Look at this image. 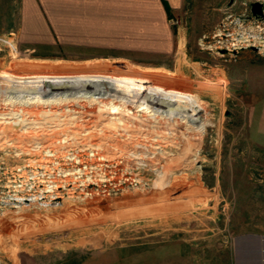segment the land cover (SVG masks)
I'll return each mask as SVG.
<instances>
[{
  "label": "rangeland",
  "instance_id": "374dc122",
  "mask_svg": "<svg viewBox=\"0 0 264 264\" xmlns=\"http://www.w3.org/2000/svg\"><path fill=\"white\" fill-rule=\"evenodd\" d=\"M256 1L187 0L172 54L122 57L27 40L22 0H0V264H264ZM92 90L183 106L201 132L107 101L7 99Z\"/></svg>",
  "mask_w": 264,
  "mask_h": 264
},
{
  "label": "crops",
  "instance_id": "0c3cea01",
  "mask_svg": "<svg viewBox=\"0 0 264 264\" xmlns=\"http://www.w3.org/2000/svg\"><path fill=\"white\" fill-rule=\"evenodd\" d=\"M186 1L22 0V33L27 40L57 44L68 51L116 52L122 57L154 51L163 56L176 48L171 19ZM193 98L201 101L198 95ZM146 255V264L156 263Z\"/></svg>",
  "mask_w": 264,
  "mask_h": 264
},
{
  "label": "bare ground",
  "instance_id": "6f19581e",
  "mask_svg": "<svg viewBox=\"0 0 264 264\" xmlns=\"http://www.w3.org/2000/svg\"><path fill=\"white\" fill-rule=\"evenodd\" d=\"M116 94V95H114ZM108 93V91H95L92 90L91 92L87 93H79V94H57V95H44V96H25V97H8L7 99L11 101L12 103L16 104H23V105H29V104H51V103H60L65 102L66 100L72 99L77 102L80 101H86L89 104H97L99 106L98 109L103 110L105 106L107 107V102H109V108H120L121 109H127L130 111V114H134L133 116L139 117L143 121H151L154 122L156 125L157 121H160L161 118H168L169 121H180L186 124V128L196 129L197 131L201 132L198 129L197 125L191 124L188 119L184 118L179 111L185 110L186 108L183 106L173 105V104H167L164 103L161 100H157V102H153L155 98L148 99V96L134 94L132 92H127V90L124 92H117V93ZM6 101V100H5ZM107 101V102H106ZM10 103V102H9ZM68 104V103H67ZM157 107L155 108L154 105ZM119 105V106H117ZM41 106V105H40ZM82 106V105H81ZM93 106V105H92ZM168 106V107H167ZM30 107V106H29ZM33 107V106H32ZM48 107V106H47ZM46 107V108H47ZM51 107V106H50ZM27 108V107H25ZM61 108V107H60ZM73 108V107H71ZM88 108V107H87ZM93 108V107H92ZM96 108V107H95ZM94 108V109H95ZM162 108H173L177 111H164ZM76 108H74L75 110ZM81 109V107H80ZM6 110V109H5ZM43 110V109H42ZM46 110V109H45ZM49 110V109H48ZM53 110V109H50ZM49 110V111H50ZM87 110V109H86ZM15 111V110H14ZM22 111V110H21ZM36 111V109H35ZM48 111V112H49ZM56 111V110H55ZM115 111V110H114ZM10 112V111H9ZM47 112V113H48ZM60 112V111H59ZM135 112V113H134ZM46 113V112H45ZM58 113V112H56ZM55 113V114H56ZM6 114V113H5ZM60 114V113H59ZM107 114V113H106ZM111 114V113H110ZM116 114V113H115ZM47 115V114H46ZM112 115V114H111ZM121 115V114H120ZM128 116V113L126 114ZM16 116V114H15ZM27 116V115H26ZM110 116V115H109ZM118 116V115H117ZM123 117V116H122ZM134 117V119H135ZM19 118V116H18ZM28 118V117H27ZM46 118V116H45ZM121 118V117H120ZM132 118V117H130ZM129 118V119H130ZM29 119V118H28ZM27 119V120H28ZM47 119V118H46ZM88 119V118H87ZM133 119V120H134ZM16 120V119H15ZM26 120V119H25ZM48 120V119H47ZM115 120V119H114ZM136 120V119H135ZM106 121V120H105ZM112 121V120H110ZM132 121V120H131ZM164 121V120H163ZM162 121V122H163ZM23 122V120H22ZM161 122V123H162ZM114 123V122H113ZM146 123V122H145ZM159 123V122H158ZM121 124V123H120ZM133 124V123H132ZM130 124L131 126H133ZM164 124V123H163ZM129 125V126H130ZM165 125V124H164ZM170 125V123H169ZM168 126V125H167ZM158 127V126H156ZM125 128V127H124ZM167 128V127H166ZM131 129V128H130ZM136 129V127H135ZM160 129V128H159ZM133 131V130H132ZM167 131V130H165ZM171 131V130H170ZM169 131V132H170ZM174 131V130H173ZM129 132V131H128ZM175 132V131H174ZM178 132V131H177ZM191 132V131H190ZM184 133V132H183ZM178 134V133H177ZM200 134V133H199ZM144 135V134H143ZM183 134H181L182 136ZM186 137V136H185ZM192 137V136H191ZM181 138V137H180ZM183 138V137H182ZM191 142V141H190ZM198 142V141H197ZM196 143V142H195ZM198 144V143H197Z\"/></svg>",
  "mask_w": 264,
  "mask_h": 264
},
{
  "label": "water",
  "instance_id": "95a60500",
  "mask_svg": "<svg viewBox=\"0 0 264 264\" xmlns=\"http://www.w3.org/2000/svg\"><path fill=\"white\" fill-rule=\"evenodd\" d=\"M251 11L254 15H261L263 16V3L260 1L252 2L251 3Z\"/></svg>",
  "mask_w": 264,
  "mask_h": 264
},
{
  "label": "flooded vegetation",
  "instance_id": "af4514ba",
  "mask_svg": "<svg viewBox=\"0 0 264 264\" xmlns=\"http://www.w3.org/2000/svg\"><path fill=\"white\" fill-rule=\"evenodd\" d=\"M254 16H255V18H261V19L264 17V15L263 16H261V15H254Z\"/></svg>",
  "mask_w": 264,
  "mask_h": 264
}]
</instances>
